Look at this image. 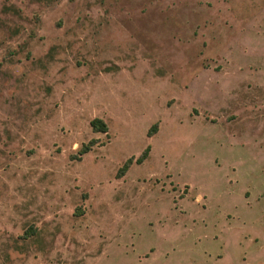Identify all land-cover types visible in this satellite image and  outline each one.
Here are the masks:
<instances>
[{
  "label": "rangeland",
  "instance_id": "374dc122",
  "mask_svg": "<svg viewBox=\"0 0 264 264\" xmlns=\"http://www.w3.org/2000/svg\"><path fill=\"white\" fill-rule=\"evenodd\" d=\"M0 264H264V0H0Z\"/></svg>",
  "mask_w": 264,
  "mask_h": 264
},
{
  "label": "trees",
  "instance_id": "16d2710c",
  "mask_svg": "<svg viewBox=\"0 0 264 264\" xmlns=\"http://www.w3.org/2000/svg\"><path fill=\"white\" fill-rule=\"evenodd\" d=\"M91 125L96 131H103V132L108 131V124L102 118H99V117L93 118L91 120ZM157 127H158L157 123L153 124V126L149 130V133L151 134L155 129H157ZM94 143H95V140H91L89 143L83 144L82 148L80 149V154L83 155V154L89 152ZM149 149H150V147H147L144 150V152L136 159V162L142 163L147 158V156L149 154ZM134 161H135V158L130 157L120 168L119 175L125 174Z\"/></svg>",
  "mask_w": 264,
  "mask_h": 264
}]
</instances>
